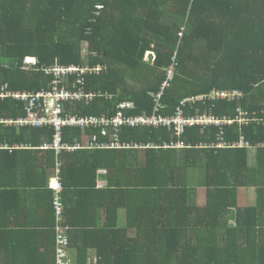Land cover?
<instances>
[{
    "label": "trees",
    "instance_id": "16d2710c",
    "mask_svg": "<svg viewBox=\"0 0 264 264\" xmlns=\"http://www.w3.org/2000/svg\"><path fill=\"white\" fill-rule=\"evenodd\" d=\"M28 59L37 61L36 67ZM55 65L92 69L84 84L92 101L73 102L81 117L111 119L122 103L134 104L128 116L152 114L150 94L159 91L173 65L163 115L174 114L186 97L216 89L241 91L244 99L217 102L213 114L235 117L241 107L259 119L223 127L227 144L244 136L250 147H196L215 141L216 127L203 132L192 127L180 138L166 128H130L118 132L121 143L161 147L175 140L187 147L57 155L38 147L53 140V128L15 125L24 116L25 101L0 102L2 171L10 163L27 167L29 161L38 171L35 186L42 188L56 160L74 164L70 171L81 172L83 166L94 186L97 171L106 170L100 178L108 183L99 189L100 215L106 219L99 223V242L85 236L93 232L88 223L81 245L72 238L68 216L64 224L79 253L95 248L97 264H264V0H0V93L51 90L55 76L45 70ZM75 79L66 80L71 89ZM82 132L66 127L65 142L81 141ZM93 134L100 142L106 139L102 130ZM251 192L256 206H242ZM4 246L0 239L1 256Z\"/></svg>",
    "mask_w": 264,
    "mask_h": 264
},
{
    "label": "built area",
    "instance_id": "2783aa9c",
    "mask_svg": "<svg viewBox=\"0 0 264 264\" xmlns=\"http://www.w3.org/2000/svg\"><path fill=\"white\" fill-rule=\"evenodd\" d=\"M37 63V61H36ZM100 69L94 68V71ZM92 69L88 67H79L76 65L60 66L55 65L45 70L48 74H53L55 79L51 90L41 91L37 94L22 93L12 94L3 90L0 93V100L6 98H13L16 100H22L27 103L26 105V117L24 119L19 118L16 121L18 125L32 126L36 128H53L55 130L54 139L50 144H45L41 148L46 150H54L57 155L64 154L65 152L74 153L83 149H124L126 147L134 148H165V149H184L187 145L182 141L173 140L170 143H164L161 147L155 144L147 145H135L124 144L120 142L118 132L120 129H159L166 128L171 133L173 138L182 137L186 130L192 127H198L202 132L208 127L215 126L220 129V133L215 141L198 144V148L206 149H222V148H234V147H250L251 143L247 142L244 136L237 143L227 144L223 140V127L239 124L245 125L252 122H259V119L253 117L249 112L238 107L235 117H216L212 113V108L217 102H237L240 103L244 99V94L238 90H216L213 89L207 94H201L196 96H189L184 98L179 106H177L174 114L163 115L162 112L166 110V105L163 102L165 91L171 86V82L174 80L176 67L173 65L166 69V78L162 82L159 91L151 93L150 95L154 99V109L152 114H142L136 116H128L125 112L129 109H134L133 103H122L118 108V113L111 119L107 117L98 118L95 116L81 117L72 115L67 112L66 104L76 101V103L90 102L93 99L92 93H87L84 89L86 82V74L91 72ZM73 75L75 79V89H71L66 80ZM210 106L207 108V106ZM206 107L203 111H199L197 107ZM195 111V113L193 112ZM191 112V113H190ZM12 123V122H10ZM66 127L79 128L83 133L87 134L88 131L102 130V135L108 139V141L100 142L99 137L96 134H91L89 141L84 143L78 139L73 142H65L64 129ZM115 131L111 136H106L108 131ZM60 163V162H59ZM62 169H57V178L51 180L49 188L56 194L54 206L56 208L57 215L61 220L64 219V204L62 203V194L65 190V186L60 177ZM56 264H72L71 255V241L68 233V228L63 223L57 225V238H56Z\"/></svg>",
    "mask_w": 264,
    "mask_h": 264
},
{
    "label": "crops",
    "instance_id": "0c3cea01",
    "mask_svg": "<svg viewBox=\"0 0 264 264\" xmlns=\"http://www.w3.org/2000/svg\"><path fill=\"white\" fill-rule=\"evenodd\" d=\"M6 99L0 100V102ZM77 105L78 104L73 105L72 103H67L65 108L67 112L76 115L74 109L77 110ZM199 108L200 107H197V109ZM199 111H203V109H199ZM24 112V116L20 117L22 119L26 117V108ZM193 113H195V111ZM215 116L219 117L217 115ZM11 119L12 118H7L5 120ZM7 123L12 126V123ZM15 125L18 126V124ZM127 129L128 128H123L120 130L125 133ZM197 129L199 128L197 127ZM111 132L115 133L113 130H111ZM93 133H95V131H91L87 134L82 132L81 141L87 143L90 135ZM119 138L121 140L122 136L119 135ZM105 141H108V139L106 138ZM51 142L42 143L38 147L40 150H46L41 147ZM126 143L127 145H130V143L135 145L140 144L142 146L147 145L141 144V142L129 141ZM19 145L21 147H26L25 144ZM124 149L140 152L148 150V148L139 147H126ZM138 154L142 156V154ZM28 165L29 161H27V167L22 163H10L7 169L4 168V171H2L0 162V239L5 240L2 256L0 255V264H56V227L60 223L67 224V216L71 220V227L74 228L72 230V238L77 239L75 241H79L80 245L82 244L83 223L86 222L92 227L93 232L90 231V233L85 236L90 239L91 243L99 242V223H103L101 225H104L106 220L105 217L103 218L100 215L99 189H104L108 183L106 180L100 178L106 175V170L97 171L94 186L92 174L87 177V171H84L83 166L81 167V172L70 171L69 169L76 168H71L74 164L69 165L68 162L66 165L63 159L56 160L52 177L49 178L47 184H40L43 185L42 188H38L35 186V181L38 178V171L28 167ZM59 168L62 169L60 177L65 186V191L68 185V203L66 205V211L68 210V212L65 211L63 220H61L60 216L53 210V194L54 202L56 195L49 188L50 181L57 178V169ZM64 194H62L63 204L67 201L66 197L64 199ZM105 213L106 210H102V214L104 215ZM76 235L78 237H74ZM69 236L71 235L69 234ZM129 237H131V234L128 235V238ZM78 251L80 250H77V246L71 243L70 259L72 264H79L80 262V264H97L99 256L95 248H89V250L85 252V255Z\"/></svg>",
    "mask_w": 264,
    "mask_h": 264
},
{
    "label": "rangeland",
    "instance_id": "374dc122",
    "mask_svg": "<svg viewBox=\"0 0 264 264\" xmlns=\"http://www.w3.org/2000/svg\"><path fill=\"white\" fill-rule=\"evenodd\" d=\"M26 61H27V63H31V65L33 64L36 67V61L34 59H28ZM253 157L256 158V151L255 150H252V152H251V158H253ZM255 200H256V194H255V192H251L250 195L247 198V202H243L241 205L242 206H244V205H247V206H256V201ZM204 201L205 200L203 198L199 199V204L200 205L201 204H204ZM229 214L232 215V214H234V212H231L230 211Z\"/></svg>",
    "mask_w": 264,
    "mask_h": 264
},
{
    "label": "clouds",
    "instance_id": "9594fccd",
    "mask_svg": "<svg viewBox=\"0 0 264 264\" xmlns=\"http://www.w3.org/2000/svg\"><path fill=\"white\" fill-rule=\"evenodd\" d=\"M51 182V181H50ZM52 191V190H51ZM54 192V191H53ZM55 193V192H54ZM65 193V190H64V192H63V194Z\"/></svg>",
    "mask_w": 264,
    "mask_h": 264
}]
</instances>
